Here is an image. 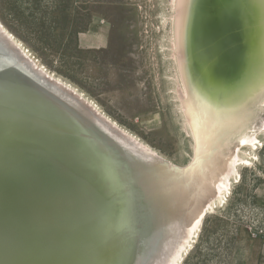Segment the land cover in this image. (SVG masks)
Wrapping results in <instances>:
<instances>
[{
	"label": "bare ground",
	"instance_id": "6f19581e",
	"mask_svg": "<svg viewBox=\"0 0 264 264\" xmlns=\"http://www.w3.org/2000/svg\"><path fill=\"white\" fill-rule=\"evenodd\" d=\"M183 2L181 43L179 36L176 40L183 52L177 73L185 89L180 105L193 144L192 159L184 165L171 163L121 129L79 88L47 75L45 66L35 65L30 58L33 66L27 59V63L19 62L11 52L17 47L24 54L23 44L19 40L16 42L21 47L15 44L12 33L0 25V32L16 46L11 50L0 45V118L5 119L0 127L1 168L6 170L12 146L29 135L26 129L14 126L24 119L20 111L31 107L39 120L47 119L66 129L76 141V154L85 151L89 155L90 159L79 164L88 163L94 169L92 179L96 176L103 183L104 191L94 180L100 192L108 198L110 194L112 200L107 215H102L105 206L91 204L94 194L89 187L93 182L80 175L86 170H81V164L77 174L71 172L75 177L64 179L62 189L53 193L39 184L35 163L29 160L31 165L22 183L0 179V264H182L194 248L207 215L228 201L234 182L231 176L236 173L228 169L251 164L252 156L263 146L264 0ZM34 65L37 71L32 69ZM17 68H24L23 74L49 99L50 107L43 108V115L33 93L17 99L15 93L21 88L17 92L10 88L13 82L9 77ZM64 102H73L79 112ZM22 105L29 107L21 109ZM116 129L123 135H117ZM29 145H24L25 152L32 151ZM110 146L120 155L119 160L138 166L136 171L123 165L114 172L106 157ZM131 169L139 181L142 178L143 189V205L135 215L128 211L132 202L126 189L133 191ZM70 187L79 191L67 200ZM62 199L65 206L59 203ZM110 213L114 217L107 220ZM63 229L74 234L55 246L57 232ZM51 248L54 255L49 256ZM100 255L102 259L97 262Z\"/></svg>",
	"mask_w": 264,
	"mask_h": 264
},
{
	"label": "rangeland",
	"instance_id": "374dc122",
	"mask_svg": "<svg viewBox=\"0 0 264 264\" xmlns=\"http://www.w3.org/2000/svg\"><path fill=\"white\" fill-rule=\"evenodd\" d=\"M180 1L0 0V25L12 33L15 44L17 40L23 44L25 53L2 32L0 43L11 50L16 47L15 52L6 50L18 61L25 63L27 59L29 65L34 61L48 69L44 68L47 75L73 84L114 118L121 129L171 163L184 165L192 159L193 144L180 105L185 89L177 73V64L182 61L180 29L186 3ZM99 15L106 17L107 40L104 30L98 28L105 20L94 19ZM175 18H180V23ZM94 27L96 32L88 38L92 40L85 39L90 45H81L79 33ZM35 65L31 67L37 71ZM35 111L21 110L24 119L14 127L33 132L30 137L66 134L59 125L39 120ZM3 119L0 127L5 125ZM18 143L8 152L6 170L0 166L2 181L22 183L28 174L31 162L21 164L10 156L11 152H25L22 139ZM260 145L251 164L228 169L229 173H239H232L234 182L228 201L207 215L194 248L182 264H264V137ZM48 155L58 160L56 176L53 174L56 180L47 178L49 169L44 164H35V168L39 184L56 193L70 170L78 173L75 142L64 143L62 149L54 147ZM68 191L67 200L76 197L79 190L70 187ZM65 199L59 202L61 206H65ZM73 234L70 229L57 232L55 246ZM48 254L54 255L52 248Z\"/></svg>",
	"mask_w": 264,
	"mask_h": 264
},
{
	"label": "water",
	"instance_id": "95a60500",
	"mask_svg": "<svg viewBox=\"0 0 264 264\" xmlns=\"http://www.w3.org/2000/svg\"><path fill=\"white\" fill-rule=\"evenodd\" d=\"M208 33H209V31H208ZM0 45H1V43H0ZM4 52L6 53L7 51H4ZM23 70H24V68H21V69L17 68V71H14L12 73V76L9 77L13 82V85L10 84V88L14 92H17L21 88L20 92L15 93V95L18 97L17 99L22 98V96L25 93H27V95H29V94L31 95L33 93L32 95L33 96L35 95L37 97L35 101L37 102L39 107H42V108H40L41 110H39V112H41L40 114L43 115V113H42L43 108L44 107L49 108L50 106L48 104H50V101L47 97H44V95L42 94V92L44 93V90L41 87H39L37 84H35V82L32 81L29 76H27L26 74H23L24 73ZM20 74H22V75H20ZM48 94L50 96L52 95L53 97H56V94H50L49 92H48ZM7 101H9V100H7ZM64 103L67 107H70L71 110L74 109L76 113L79 112V108L73 102H71V103L64 102ZM26 107H29V106H27V105L26 106L25 105L20 106L21 109H24ZM29 108H31V107H29ZM16 109H18V108H16ZM80 117L83 119H88V117H86V115H84V114H81ZM19 120H21V119H19ZM44 120H46V119H44ZM31 121L32 120H30L29 122L27 121L28 126L31 125V123H30ZM47 122H49V121H47ZM89 122L94 123L93 121H89ZM53 126L55 127L58 125L55 124ZM30 134H33V132H31ZM30 134L25 136V138L22 139V142L25 144H27L28 142L33 144V146H31V144L29 145L32 147V151L11 152L10 156H14L12 158L17 159L21 164H23L25 162V160H31V162H34L35 164H39V163L44 164V167H46V169H49V173L46 174L47 178L55 179L53 177V174L56 176L57 167H58V160L56 161V158H55L56 156L53 157V155H48V151L54 147H56L57 149L58 148L62 149L64 143H67L68 141H70V142H76V141L74 139H72L73 137L71 136L72 137L71 138L68 134L61 135V137L59 135H54V134H47V135H42V136L41 135H35V136L33 135V137H30ZM104 135L106 137H108L106 134H104ZM62 141H63V144H62ZM110 141H112V140H110ZM108 148L110 150L108 152H110V153H107L106 157L108 158L107 161L109 162V164L115 168L114 172L117 171L118 169H120L121 166H123V165L127 166V167L129 166L130 168H135V171H136L138 166L134 165L133 167H131L127 161L119 160L120 155L119 156L117 155L118 154L117 151H115V149H111V146ZM99 150L100 149L96 146V151L99 152ZM76 158H77L78 162H84V161H87L88 159H90L89 155L85 151L77 153ZM80 164L82 166V167H80L81 170H82V168L86 169V170H83L80 173V175H84L83 178L93 182L92 185H90L92 187H89V192L91 190L92 194H94L91 204L97 203L101 206H105L106 209L104 210V212L102 211L103 212L102 215H107L108 211H106V210H110L107 208V206H109V203L112 201L110 194H108L109 195V198H108L104 193L100 192L99 184L97 182H95L94 180L98 181L101 184V190L102 191H104V186H103V183L96 178V176L94 177V180L92 179L93 175H95L94 169H92L88 163H80ZM37 168H39V165ZM70 171L75 172L73 169ZM86 171L90 174L89 178L85 177V175L87 173ZM71 172L68 173L67 178H69V179L75 177L74 173H71ZM136 174L137 173L132 171V169H131V172H130V178L131 179H130L129 184L133 185L132 186L133 191L126 188L129 191V194L131 196L132 206L130 205L131 207L128 211H130L132 215H135V213H137L138 209H140L141 206L143 205V203H141L143 201V195L141 193L143 191V189L140 186L142 178L139 181V175L136 176ZM77 178H80V176H78ZM83 181H85V180H83ZM86 188L88 190V187H86ZM144 190H145V187H144ZM110 207H112V206H110ZM110 215H111V219L109 218V216H106L107 220L113 219L114 214L110 213ZM3 216H5V215H3ZM103 220H106L105 217L103 218ZM112 239H115V238L113 237ZM107 252H109V250H106V254H107ZM102 254H103V250H102ZM154 254H155V252H154ZM101 259H102V255L99 256V259L97 258V262L100 261Z\"/></svg>",
	"mask_w": 264,
	"mask_h": 264
},
{
	"label": "crops",
	"instance_id": "0c3cea01",
	"mask_svg": "<svg viewBox=\"0 0 264 264\" xmlns=\"http://www.w3.org/2000/svg\"><path fill=\"white\" fill-rule=\"evenodd\" d=\"M96 18H98L99 19V21H100V19H103V20H105V23L104 24H101L100 22V24H99V26H98V28L99 29H103L104 30V35H105V40H107L108 38H109V36H108V34H109V27L108 26H106V17L105 16H94V19H96ZM107 23H108V21H107ZM96 30H97V27L95 28H93V29H88L87 31H84V32H80L79 33V36H78V41H79V43L81 44V45H90V44H87L86 42H85V39L86 40H92V38L91 39H88L90 36H91V34H93V33H95L96 32ZM86 36V37H85Z\"/></svg>",
	"mask_w": 264,
	"mask_h": 264
}]
</instances>
